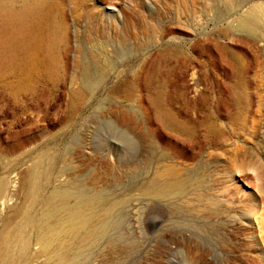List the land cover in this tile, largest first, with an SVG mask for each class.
<instances>
[{
	"label": "rangeland",
	"instance_id": "rangeland-1",
	"mask_svg": "<svg viewBox=\"0 0 264 264\" xmlns=\"http://www.w3.org/2000/svg\"><path fill=\"white\" fill-rule=\"evenodd\" d=\"M251 9L264 0H0V233L36 168L29 218L56 189L115 205L74 264H264V31L236 29ZM34 233L4 264H46Z\"/></svg>",
	"mask_w": 264,
	"mask_h": 264
},
{
	"label": "bare ground",
	"instance_id": "bare-ground-1",
	"mask_svg": "<svg viewBox=\"0 0 264 264\" xmlns=\"http://www.w3.org/2000/svg\"><path fill=\"white\" fill-rule=\"evenodd\" d=\"M263 21L264 15H261V13L257 12L256 9H251L240 17V21L237 24L236 29L251 32L260 36V34L262 35L261 32L264 31ZM36 37L38 39V41L36 40V42H38L37 44H39L38 46L43 45L44 42L42 34H38ZM34 58H32L29 64L21 66L22 70H25L26 73H30L36 65L37 60H34V62ZM170 122L174 124V121L171 120ZM41 158L44 159L43 157ZM44 161L39 162L37 164L38 167H44ZM46 168L48 169L49 166ZM46 168H44V171L42 169V174L45 173L46 175ZM177 173L178 169L171 163H165L157 170L158 177L162 178L174 177ZM23 180L22 188L25 191L26 200L28 201L26 205L28 206V209L26 208V211H24L25 206H23L17 211L16 218L21 217L24 221L18 222L16 220V226H14L13 230H11V223L14 219H6L4 222V227L0 233V264H4L8 261L11 254L15 255L20 253L19 251L21 250L22 245L23 248L26 246L24 240L25 236L22 235L24 234L25 225L30 224L35 227L33 237L40 244L41 253L47 257L46 264H74V259L82 256V254L86 253L90 246L98 243L114 224L113 217L115 215V205L105 206L104 198L99 193L91 195L67 189L61 190L59 188L60 190H58L56 189L57 187L55 188L56 190L51 191L53 188L50 190V197L43 205L42 213L38 217L29 218L28 215L30 214V211L28 210L34 205H32L31 202H33V198L36 194L38 193L39 195L41 192H39L41 188H39L37 183V169H30ZM41 183L42 182H40V184ZM5 188H7L5 187V183L0 182V198L2 199ZM184 190L185 184L177 181L168 186L152 184L149 188V193L155 195H170L175 192H183ZM71 200L72 202H70ZM40 208L42 207L40 206Z\"/></svg>",
	"mask_w": 264,
	"mask_h": 264
}]
</instances>
